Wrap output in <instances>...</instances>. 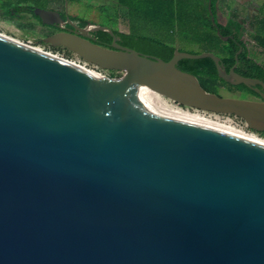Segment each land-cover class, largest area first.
Wrapping results in <instances>:
<instances>
[{
    "label": "water",
    "instance_id": "95a60500",
    "mask_svg": "<svg viewBox=\"0 0 264 264\" xmlns=\"http://www.w3.org/2000/svg\"><path fill=\"white\" fill-rule=\"evenodd\" d=\"M209 10L218 23L211 1ZM33 12L74 24L60 10ZM75 27L45 40L129 73L126 82L0 33V264H264V142L150 104L144 89L262 132L264 80L210 51L176 47L165 60L121 44L109 26ZM205 57L261 99L208 91L178 66Z\"/></svg>",
    "mask_w": 264,
    "mask_h": 264
},
{
    "label": "rangeland",
    "instance_id": "374dc122",
    "mask_svg": "<svg viewBox=\"0 0 264 264\" xmlns=\"http://www.w3.org/2000/svg\"><path fill=\"white\" fill-rule=\"evenodd\" d=\"M175 3L177 19L171 23L161 24L140 16L130 17L127 8L119 5L117 0H6L5 5L0 6V33L26 45L53 52L66 59L84 62L85 60L80 55L70 49L54 46L47 42L45 38L53 34L54 28L44 24L32 13L24 10V7L28 5L55 10H65L67 7L71 15L79 16L90 23L103 24L123 31L130 28V30L141 35L158 37L176 43V47L189 52H216V49L211 45L201 44L194 37L209 27L206 0H175ZM214 9L224 24H228L230 20H236L242 25V34L250 51L258 60H264V49L258 45L254 36L256 29L254 21L258 16L264 14V0H214ZM88 65L103 72L115 83L123 84L118 75L119 70L102 69L90 62ZM112 74L116 76L113 77ZM125 75L130 76L127 72ZM218 92L225 97L261 99L252 93H244L225 82L220 83ZM165 96L175 104L188 108V105ZM189 107L192 111L196 109V107ZM199 110L211 116L214 113L220 114L224 118L229 116V113L213 112L200 108ZM231 117L234 118V116ZM246 131L264 138V134L254 128L246 129Z\"/></svg>",
    "mask_w": 264,
    "mask_h": 264
},
{
    "label": "trees",
    "instance_id": "16d2710c",
    "mask_svg": "<svg viewBox=\"0 0 264 264\" xmlns=\"http://www.w3.org/2000/svg\"><path fill=\"white\" fill-rule=\"evenodd\" d=\"M118 4L127 8L130 17L140 16L147 20H151L158 23H171L174 19H177V9L175 0H117ZM210 1L212 2V10L217 16V11L214 9V0H206L207 4V15L209 20V27L203 32L196 34L194 37L196 41L201 44L211 45L216 49L215 54L222 57L223 63H225L228 70L236 64V70L245 75L258 77L264 80V60H258L250 51L245 39L242 34V25L236 20H230L226 25H220V30L224 35H230L236 30L239 34L241 42H243V52L236 57L238 47L235 45L234 41L229 37L225 40L218 33V28L211 19V14L209 10ZM32 5L24 7V10L28 13H32L37 19L41 20L33 12ZM73 16V15H72ZM76 19H81L79 16H73ZM83 20V19H81ZM255 24V39L258 45L264 49V14H261L254 21ZM53 27V26H52ZM132 28V27H131ZM117 35H120L122 42L127 46L133 47L146 54H152L160 56L165 60H169L174 55L176 49V43L169 42L165 39L158 37L141 35L130 30L129 32H124L118 29H114ZM97 37V42L103 46H109L113 40L112 34L107 31L99 30L95 35ZM178 66L191 73H194L200 80L203 87L208 91L219 93V85L222 82L227 83L230 86H234L244 93H252L261 98V95L242 83L239 85H232L226 80L219 76L217 65L211 57L205 58H184L179 61ZM115 77V74H112ZM123 82L128 80V76L125 72L120 71L118 74ZM264 134V131H262Z\"/></svg>",
    "mask_w": 264,
    "mask_h": 264
},
{
    "label": "bare ground",
    "instance_id": "6f19581e",
    "mask_svg": "<svg viewBox=\"0 0 264 264\" xmlns=\"http://www.w3.org/2000/svg\"><path fill=\"white\" fill-rule=\"evenodd\" d=\"M13 39V38H12ZM15 40V39H14ZM34 49L41 51L43 53L55 56L63 61L78 65L80 67L89 69L96 74L100 75L101 77L105 78L106 80L110 81L111 83L115 84L116 86L120 87L117 83L112 81L108 76H106L103 72L99 71L98 69L94 67H90L85 62H77L74 60H69L64 57L59 56L58 54H55L53 52L45 51L44 49L35 47ZM223 61V60H222ZM144 89L146 92V97L150 104H153L155 106H158L160 108H163L165 110H168L170 112H173L175 114H178L180 116H183L187 119H190L195 122L203 123L206 125L216 126L219 128L231 130L240 134H243L245 136H250L252 138H255L259 141L264 142V138L260 137L259 135H256L253 132L246 131L245 128L237 125L233 119L229 116H226L225 118L221 116L220 114L214 113L211 115H207L204 111L199 110V108L194 109V111L191 110V108L188 106V108L181 106L180 104H175L171 99L167 98L157 87L151 85V84H144ZM195 108V107H193ZM236 115V114H232ZM247 121V120H246ZM252 128V127H251Z\"/></svg>",
    "mask_w": 264,
    "mask_h": 264
},
{
    "label": "flooded vegetation",
    "instance_id": "af4514ba",
    "mask_svg": "<svg viewBox=\"0 0 264 264\" xmlns=\"http://www.w3.org/2000/svg\"><path fill=\"white\" fill-rule=\"evenodd\" d=\"M62 12V15L63 17L66 19L67 21V18L70 16L74 22L73 23H70V22H63V26L60 27L59 25H51L53 26L54 28V31L53 33H56V32H61V31H66V32H77V33H80V30H77L76 27H75V24L79 25L80 27H87L89 21L88 20H81V19H76L74 18L69 12L67 13L65 10H60ZM217 19H218V23H215L216 27L219 28L220 25H226L224 24L220 19H219V16H218V13H217ZM98 31H89V30H86V33H89L91 34L92 36L96 37L95 35L97 34ZM237 33L236 30H234V33L233 34H230V38L234 41L235 45L238 47V51H237V54H236V57H237V60H238V56L240 54H242L243 52V42H241L240 38H239V34H235ZM96 40H97V37H96ZM113 41V40H112ZM97 42V41H96ZM118 42H120L121 44H124L122 42V38L118 40ZM112 43V42H111ZM110 43V45H111ZM109 45V46H110ZM126 45V44H124ZM145 53V52H143ZM224 61V60H223ZM225 64V63H224ZM237 71V70H236Z\"/></svg>",
    "mask_w": 264,
    "mask_h": 264
},
{
    "label": "built area",
    "instance_id": "2783aa9c",
    "mask_svg": "<svg viewBox=\"0 0 264 264\" xmlns=\"http://www.w3.org/2000/svg\"><path fill=\"white\" fill-rule=\"evenodd\" d=\"M83 59H84V58H83ZM84 60H85V59H84ZM84 62L88 64L89 61L85 60ZM228 115H229L230 117H231V116H234V118H232V117H231V118L233 119V121H234L237 125H239V126L245 128V129H252V128L249 126V124L247 123V121H246L245 118H243V117H241V116H239V115H232V114H228Z\"/></svg>",
    "mask_w": 264,
    "mask_h": 264
},
{
    "label": "crops",
    "instance_id": "0c3cea01",
    "mask_svg": "<svg viewBox=\"0 0 264 264\" xmlns=\"http://www.w3.org/2000/svg\"><path fill=\"white\" fill-rule=\"evenodd\" d=\"M218 1V0H217ZM5 3H6V0H0V6H3V5H5ZM248 4V3H247ZM1 11V10H0ZM121 31H123V30H121ZM130 31V28L129 29H127V30H124V32H129Z\"/></svg>",
    "mask_w": 264,
    "mask_h": 264
}]
</instances>
